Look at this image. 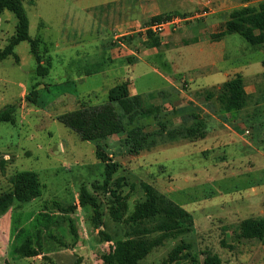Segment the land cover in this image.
<instances>
[{"label":"rangeland","instance_id":"obj_1","mask_svg":"<svg viewBox=\"0 0 264 264\" xmlns=\"http://www.w3.org/2000/svg\"><path fill=\"white\" fill-rule=\"evenodd\" d=\"M107 1L22 0L30 20V36L33 39L41 37L44 41L40 52L45 56L43 61L48 62L51 69L45 77L36 76V61L28 42L16 46L14 56L0 59V111L16 105L13 115L15 123H0V195L12 189L11 178L23 171L38 175L41 195L28 203L15 202L9 211L0 214V264H105L104 255L109 253L110 246L112 264H122L124 241L132 230L139 228L112 220L109 215V196L105 193L94 194L101 205L102 227L96 226L92 207H80L81 188L85 186L93 192V183L102 184L104 165L96 158L97 146L94 143L82 140L58 120L60 115L74 110L72 108L79 104L105 103L108 91L122 77L130 79L148 98L170 86L168 79L155 71L156 68L167 74L164 71L168 68L163 65V60L156 59L151 64L139 61H148L149 57L144 53L148 48H145L147 39L142 40L143 33L135 32L115 39L110 27L97 25L110 12L105 7H99ZM225 1L212 0L198 10L173 2L172 6L177 11L190 10L193 11L191 17L197 13L201 16L196 19L188 17L167 27L158 36L164 38L167 32L178 33L185 27L199 24L200 20L205 21L215 10L222 9L219 17L226 13L222 19L224 24L226 18H231L240 10L232 11L231 7H224ZM228 1L229 6L241 4V0ZM252 1L257 2L255 5L261 2ZM96 5L98 7L95 8ZM75 6L85 8L80 18L84 32L73 43L71 17L73 13H80ZM41 21L46 22L42 27ZM16 25L17 19L12 12L5 11L0 16V50L15 35ZM144 34L147 36V32ZM227 39L234 40L233 44L242 53V58L230 66L248 67L251 64L263 70L261 63L264 61V49L250 46L238 35H231ZM231 46V42H228V53L235 49ZM63 47L69 49L64 50ZM182 49L177 50L175 56L168 55L169 59L173 58L168 67L177 65L182 74L180 76L185 77H174L173 81L180 84L183 100L187 101V97L192 94L186 79H194L193 87L209 83L210 80L205 78L207 75L199 73L200 68H209V60L190 57ZM108 50L113 52L109 55ZM128 58L139 62L134 69L130 66L124 68L127 63L125 59ZM112 59L115 63L110 62ZM224 64L218 63L216 67L222 69L228 66ZM89 70L99 73L87 76ZM37 83L40 85L34 104L26 97ZM247 84L252 83L247 80ZM25 86L28 94L20 101ZM255 88L256 94L249 96L246 106L241 111H232L234 116L230 117L242 118L245 127H241V131L250 132L251 142L262 146L264 155V144L258 140V133L250 128L253 123L250 122L252 118H249L264 104L260 102L262 93L264 95V72L256 79ZM173 100L178 104L182 102V99ZM164 109L172 111L173 108L167 106ZM193 110L192 106L176 110V121L181 119V122V116L193 113ZM222 111L226 112L223 107ZM180 122L175 127L180 126ZM228 125L232 128L231 123ZM157 129L158 126L152 123L145 128V132ZM202 132L205 133L203 129ZM250 134L245 136L250 137ZM261 136L264 139V133ZM123 137L126 136H114L100 145L110 158L120 164L115 177L123 176L129 183L137 185L129 200L127 216L133 212L135 204L143 199L140 183L148 182L160 192L166 203L179 209L182 225L191 229L188 234L168 240L163 246L154 249L139 264H162L181 240L192 245L191 255L199 261H203L205 252H210L219 256L221 264H264V250H257L262 242H239L235 232L242 214L239 213L241 210H238L240 206L237 200L241 197L240 192L249 188L247 184L252 179L247 178L255 174L252 168H244L246 159L243 155L238 156L237 150H213V145L204 142L206 135L198 140H193L195 136L189 139L180 135L164 136L155 140L149 150L139 149L137 152L124 144ZM193 143H197V146H192ZM212 163L216 165L213 167ZM260 171V177L264 178L263 165H260ZM128 189H124V194L128 193ZM72 207L75 210L68 211ZM228 218L238 220L228 224ZM102 233L112 241H107ZM158 236L153 234L131 239L135 247H140ZM26 239L32 240L33 247L41 251V256L22 258L16 253V249Z\"/></svg>","mask_w":264,"mask_h":264},{"label":"trees","instance_id":"obj_2","mask_svg":"<svg viewBox=\"0 0 264 264\" xmlns=\"http://www.w3.org/2000/svg\"><path fill=\"white\" fill-rule=\"evenodd\" d=\"M5 11H10L16 16L17 25L15 35L9 39L4 49L0 50V59L14 56L15 47L22 42H28L31 54L36 61V76L45 77L49 75L51 66L48 62L43 61L45 57L40 52L42 41L33 39L30 36V21L22 0H0V16ZM190 15L191 13L174 12L156 16L147 22V26L167 22L175 17L186 19L191 17ZM227 35H238L250 46L264 49V3L256 8L245 7L234 13L226 22L224 31L212 35L211 39L219 41ZM161 41V37L149 30L145 48L160 47ZM262 65L264 66V61ZM97 73L99 71L89 70L86 75L91 76ZM39 85L37 83L26 97L28 101L34 104L37 102V88ZM244 87L243 76L237 74L224 83L215 95H208L206 98L215 97L226 112L241 111L249 100ZM261 98L260 102H264L263 93ZM262 106L249 118H252L250 122L253 123L250 128L258 133V140L261 144H264V139L261 136L264 133V106ZM15 109L16 105H11L0 111V123H15L13 116ZM176 113L177 111L174 109L165 111L163 107L145 106L142 97L130 94L129 82L123 81L108 91L105 103L95 106L82 105L78 109L58 117L59 121L78 134L82 140L92 142L97 146L96 158L104 165L103 183H93V192L85 186L81 188L79 194L80 207H92L94 222L96 226L102 227L101 205L94 194L105 193L109 196V215L112 220L139 227L132 230L124 241L122 264H139L154 249L163 246L168 240H176L188 234L191 229L182 225L179 209L175 205L166 203L160 192L147 182L140 183L143 199L135 204L133 212L127 216L129 200L137 185L133 182L129 183L123 176L115 177L119 172L120 164L110 158L103 151L100 144L114 136L124 134L126 136L124 144L137 152L139 149H148L151 144H155V140L164 136L176 137V135H180L187 139L195 136L193 140L202 139L205 136V133L202 132L203 122L201 121H196L191 125L182 124L175 127L173 119ZM152 123L156 124L158 129L153 132H145V128ZM11 184L12 189L0 195V214L9 211L15 202L28 203L41 195L40 181L38 175L34 172L16 173L11 178ZM125 188H129L127 194H124ZM73 210H75L74 207L68 211ZM235 229L239 239L264 241V217L243 220L237 224ZM102 234L106 237L104 233ZM153 234H159V236L147 245L140 247H135L131 239L136 236ZM106 238L107 241H112L110 237ZM191 250L192 245L181 240L171 249L162 264L180 262L183 264H221L217 254L205 252L203 261H199L192 257ZM16 253L22 258H35L42 255L39 249L33 247L31 239H26L16 249ZM111 258L112 247L110 246L109 253L104 255L105 264H112Z\"/></svg>","mask_w":264,"mask_h":264},{"label":"crops","instance_id":"obj_3","mask_svg":"<svg viewBox=\"0 0 264 264\" xmlns=\"http://www.w3.org/2000/svg\"><path fill=\"white\" fill-rule=\"evenodd\" d=\"M211 1L212 0H108L107 2L101 3L99 7L101 8L105 7L110 12L108 14H105L104 17L98 21L97 25L102 27H110L113 36L115 35L114 37L115 39L123 35H129L135 32H141L144 35L142 36V40L145 41L147 39L146 38L147 36L144 34V32L145 33L148 32L150 28L149 26H147V22L153 17L167 15L174 12H179V13L193 12L190 10H185L182 12L177 11L175 7L172 6L173 2L177 4L180 3L181 5H183V7L186 8L192 6L195 8V10H198L201 6L207 5V3H210ZM217 1L223 3V0H215V2ZM260 1L261 2H258V4L255 5L257 3L255 1L251 2V0L250 1L241 0L240 6H234V5L229 6L227 5L229 1L226 0L223 6L226 8L231 7V9H233L232 11H235L245 7L256 8L260 4L264 3L263 0ZM75 7L78 8L77 6ZM94 7L96 8L98 7V5ZM77 10H80V13H73L71 17V19L73 20L71 22V29H72L71 32L73 33V38L71 41L73 43L76 39H79V37L84 32L83 21H81L80 18L83 17L85 8H80V9L78 8ZM221 10L213 11V13L210 14L211 16L205 19V21L200 20L199 24L185 27L178 33H168V32L165 33L164 34L165 39L161 37L162 41L160 47H153L144 51L145 54L149 55L147 59L148 61L139 60L140 62H144V63L147 62L146 64L149 63L151 64V62L155 61L156 59L163 60L164 62L163 65L165 64V66L168 68L167 71H164L167 72V74L163 73L162 71L156 68L155 71L156 72L158 71V74L164 79L165 78L168 79L170 83V86L168 88L162 89L161 91H159V93L156 94V96L149 95L150 97L148 98L139 91V89L136 87V85L133 82L130 81V79H125L124 77H122L117 84L123 81H128L130 94L133 96L142 97L144 104L147 107L159 106L166 108L167 106H170V108H173L174 110H178L180 108H184L188 106L194 107L193 113L189 112L181 116L183 117L181 122H180L181 119L176 121V119L174 118L173 119L174 126L177 122L178 123L180 122L181 125L182 124L191 125L196 121H201L203 122V130L205 131V135H206L204 142L207 143L209 146L213 145L214 146L213 150L214 149H223L224 151L225 149L237 150L238 156L240 154L243 155V157L246 159V162L244 163V168H246L247 170L252 168V170L255 171V174L250 179L247 178V180L252 179V181L248 182L247 184L249 185V188H247L244 192L242 191L243 193L240 192L241 197L237 200V205L240 206V209L238 210H241L239 211V213H242L240 216L241 218L239 217L240 220L231 219L232 217L228 218L230 221L228 224L230 223L232 224V222L236 220H238L237 222L240 223L241 221L246 219L264 217V188H262L264 187V178L260 177V173L262 172L260 171V165L264 166V155L262 154L263 150H262V146L260 145L256 146L251 142L250 138L252 136L249 131L247 134H246L247 131L246 132L241 131L240 128L245 127V124L242 122L241 117L232 119L230 116H234L233 113L223 112L222 107H220V104L218 103L215 97H212L211 99H207L206 96L215 95L224 83H226L228 80H230L232 77H234L237 74H241L244 78L245 93L248 96H254L256 94L255 81L256 79H258V76L262 72H264V66L261 63L263 70L256 69L255 67H252L251 64L250 65L248 64V67L230 66L235 64L238 61V59L242 58L241 57L242 53L240 49H238L239 47L233 44L234 40L229 41L227 39L231 35H227L219 41H214L211 39L212 35L224 31L225 24L230 19L229 17L226 18L223 24L222 19L226 13L221 17H219L221 14L220 13ZM45 24L46 22L41 21L40 26L42 27ZM35 39H40L42 41V44L44 42L41 37ZM68 41H69V37H68ZM228 42H231L232 45L231 47L235 48L236 50L232 49L231 50L232 52L228 53L227 52ZM181 48H183L182 50H186L187 55L190 57L191 56L203 57L209 60V66H208L209 68L208 69L205 67L200 68L199 73L201 75H207L205 78L207 80H210V82L205 84V86L198 85L196 87H193L192 83L195 82L194 79L193 78L186 79L190 84V92L192 94L190 95L191 97H187V101L183 100L184 94L181 91L182 90L181 86L179 87L180 84L175 83L173 81L174 77H184V76H180L182 74L179 72L177 65L172 64V67L171 65L170 67H168L170 60L172 61L173 59V58L169 59L168 55H171V57L173 55L175 56L177 50H180ZM63 49L68 50L69 48L65 49L63 47ZM108 51H109V55L111 52H113L112 50H108ZM263 53L262 55L264 57ZM43 57L45 56L43 55ZM109 59L111 60L110 57ZM128 59H125L127 63L124 64V68L130 66L134 69L139 63V62L135 63L132 61V59L131 60ZM110 62L115 63L113 59ZM218 63H225L226 65H228L225 67L228 68L224 67L222 69H219L216 67L218 66ZM195 70L196 69H194V71ZM247 80H250L252 84H247ZM27 94H28V88H26L25 86L23 87L22 92L20 94V98H21L20 101H22ZM157 95L160 96L158 97ZM173 99H175V101L182 99V102H179L178 104V102H174ZM82 105L95 106L99 104L82 103L79 104L76 108H72V109L74 110L78 109ZM230 123L232 125V128L228 125ZM249 134L250 137L245 136ZM192 146H197V143H193ZM211 165L214 167L216 164L212 163ZM233 218H235V215ZM242 240L245 239H239V242H242ZM253 240H257V239H253ZM258 241L262 242L263 244L261 243L258 246L257 250H264V241H260V240Z\"/></svg>","mask_w":264,"mask_h":264},{"label":"built area","instance_id":"obj_4","mask_svg":"<svg viewBox=\"0 0 264 264\" xmlns=\"http://www.w3.org/2000/svg\"><path fill=\"white\" fill-rule=\"evenodd\" d=\"M199 16H201V15L199 13H197V14L193 15L192 17H189L188 19H196V18H199ZM183 20H185V19H182L180 17H175L172 20L167 21V22H163V23H159V24L156 23V24L150 26L149 30H151L156 35H160L162 32H164V30L167 27L175 25L178 22L183 21ZM247 133H248V131H247Z\"/></svg>","mask_w":264,"mask_h":264}]
</instances>
